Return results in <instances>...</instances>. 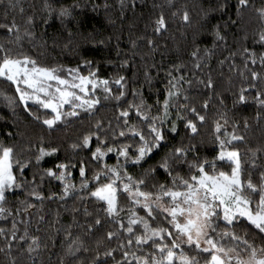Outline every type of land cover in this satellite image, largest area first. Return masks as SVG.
Wrapping results in <instances>:
<instances>
[{
	"label": "snow or ice",
	"instance_id": "obj_1",
	"mask_svg": "<svg viewBox=\"0 0 264 264\" xmlns=\"http://www.w3.org/2000/svg\"><path fill=\"white\" fill-rule=\"evenodd\" d=\"M119 2L122 14L129 4L133 8L136 6V0ZM249 3L250 0H237V13L243 12ZM9 7L15 5L10 2ZM44 7L49 18H59L61 23L72 16L70 8L61 7L56 11L47 2ZM105 7L108 5L105 4ZM227 7V0L219 5L221 11H226ZM20 11L23 12V9ZM255 11L262 24L256 43L264 48V7ZM182 19L185 23L190 22L187 10L183 11ZM44 22L47 23V19ZM27 23L31 25L33 17H28ZM228 23L237 25L238 21L229 18ZM0 27L14 36L13 43L19 44L24 37H33L27 28L21 34L20 25L14 19ZM152 29L158 35L168 30V20L162 12L152 22ZM213 34L217 41L226 39L219 25ZM147 44L155 51L154 40L148 39ZM131 45L135 48L136 41H131ZM206 53L211 55L210 50ZM243 53L244 69L251 80H264V72L249 68V63L255 66L259 62L264 69V52L257 53L254 48L245 47ZM191 55L196 58L193 67L200 69L199 50ZM234 55L230 53V56ZM83 64L89 69L86 75L81 72L80 66H45L31 55L13 53L6 45L0 44V78L10 82L17 93L16 97L8 98L13 115L15 105L19 104L32 119L48 130H54L80 118L82 113L94 115L102 99L114 101L118 109L116 128L112 127L111 121L108 122L107 133H110L111 141L103 121H97L95 131H89L71 145L73 150L87 149L91 162L101 165L92 172L91 178L88 176V163L84 160L76 164L70 161L57 163L54 168L44 169L40 176L41 182L48 177L62 184L58 197L52 193L49 199L66 200L75 196L83 200L86 197L77 195V192L86 191L87 198L94 201L93 206L97 209L93 223L87 225L88 232H93L95 227L105 222L112 226L103 238L107 242L104 251L97 250L91 264H109L110 261L111 264H264V169L259 171L258 183L252 179L260 150L251 153L252 159L246 167L239 148L235 146L245 141V137L236 132L238 125L232 133L225 130L222 137L223 126L219 122L215 125L217 147L213 151L216 155L211 159L202 157L200 149L190 141L188 144L183 140L173 143L179 134V123L182 122L186 132L195 137L199 133L198 123L205 121V116L191 102L189 89L184 87L187 84L191 88L193 83L185 75V65H173L166 71L162 93L160 89L153 92L155 77L145 69L144 85L155 97V102L149 103L144 95V85L129 89L125 75L101 78L98 69L92 68L91 61L85 60ZM120 66L128 67L129 61L123 60ZM151 68H156V65H151ZM240 75L243 77L244 71H240ZM198 82L205 88L214 87L210 76L207 81ZM113 85L116 86L115 91ZM254 88V83H250L247 89L241 88L238 101L246 103L248 98L245 93ZM98 91L103 93L102 97ZM129 96L132 99H128ZM255 101L264 108V91L256 92ZM33 106L45 110L43 119L32 110ZM202 107L207 109L208 102L205 101ZM257 116L259 118V113ZM244 127H249L247 121ZM7 135L11 137L13 134L8 132ZM93 138L96 141L94 150ZM121 139L125 142L120 143ZM57 152L56 147H40L36 163ZM113 153L116 163L110 165L106 158ZM157 155L159 159L142 174L135 175L129 171L130 166L143 168ZM30 165V160L22 162L18 158L14 145L0 141V218L13 215L4 207L9 193L35 182V175L31 182L23 178L25 169ZM70 168H78L81 178L79 189L70 179ZM161 173L166 178L164 183L157 180ZM37 188L38 185L28 194L43 201L45 197ZM121 197L126 203L121 202ZM83 211L85 215H91L88 208ZM100 212L104 214L103 218ZM19 231L15 219L10 229L0 227V237L3 238L0 252L12 256L15 246L17 254L26 253L36 264L41 248L39 237L30 236L27 226L23 234H18ZM67 236L71 237L72 233L67 232ZM113 241L115 247L110 246ZM82 248L83 241L77 237L67 245L66 255L75 257ZM83 250L88 251L87 248ZM10 264L20 262L13 256ZM60 264H65L63 258Z\"/></svg>",
	"mask_w": 264,
	"mask_h": 264
},
{
	"label": "trees",
	"instance_id": "obj_2",
	"mask_svg": "<svg viewBox=\"0 0 264 264\" xmlns=\"http://www.w3.org/2000/svg\"><path fill=\"white\" fill-rule=\"evenodd\" d=\"M10 2L15 7H9ZM46 2L56 11L61 7L72 9V16L66 18L64 23H61L59 18H49L44 7ZM224 2L225 0H136V6L133 8L129 4L123 9L122 14L119 0H2L0 25L10 23L14 19L20 25L21 34L27 28L33 33V37H24L19 44L13 43L14 36L0 27V44L6 45L13 53L31 55L45 66H80L81 72L85 75L89 69L84 66L83 61H91L92 68L98 69L101 78L112 79L118 75H125L128 78L129 89L144 85L143 73L147 68L155 77L153 92L160 89L161 93L166 81V71L173 65H185V75L193 83L191 88L187 84L184 87L189 89L190 100L200 114L205 116V121L202 124L198 123L199 133L195 137L186 132L182 122L179 123V134L175 136L173 143L178 144L183 140L188 144L190 141L197 145L202 157L207 156L211 159L216 155L213 151L217 147L216 123L219 122L223 126L220 133L222 137L225 130L232 133L234 127L238 125L236 132L243 135L245 141L236 143L235 146L239 148L246 167L247 162L252 159L251 153L260 150L256 158L257 168L252 170V179L258 183L259 171L264 169V108L255 101V95L257 91H264V80H251L248 71L244 69L243 49L248 47L254 48L257 53L264 52V48L256 43L262 24L255 11L264 7V0H250L249 6L239 14L236 10L237 0H227V10L221 11L219 5ZM105 4L108 7H105ZM21 8L23 12L20 11ZM185 10L190 16L188 23L182 19ZM161 12L168 20V30L158 35L153 32L152 22ZM174 12L175 16L172 15ZM30 16L33 17L31 25L27 23ZM229 18L237 20L238 24H226ZM45 19L47 23L44 22ZM217 25L220 26L225 41L215 40L213 33ZM148 39L154 40L155 51L148 46ZM131 41H136L135 48L132 47ZM197 49L202 65L200 69L193 67L196 58L191 55ZM206 50H210L211 55H208ZM230 53L235 55L230 56ZM125 59L129 61V66L121 67V62ZM153 64L156 65L154 69L151 68ZM249 68L264 72L259 62L255 66L249 63ZM240 71H244L243 77ZM209 76L214 83L213 88H205L198 82L207 81ZM250 83H254L255 88L245 93L247 102L240 103L238 101L240 90L249 88ZM113 90H116L115 85ZM143 91L148 102L154 103L155 97L149 92L147 85H144ZM98 94L103 96L102 92L98 91ZM16 96L15 87L0 78V141L14 145L22 162L31 161V165L24 171L23 178L31 182L35 175L36 179L34 183L9 193L4 207L13 215L6 219L0 218V227L10 229L12 220L15 219L20 230L18 234H23L27 226L30 236L39 237L41 248L39 256L36 257V264H60L61 258L65 264H91L96 251L99 250L101 253L104 251L107 242L103 238L112 226L105 222L102 226L95 227L93 232H88L87 225L93 223L97 209L92 206L89 209L91 215L83 213L87 201L86 191L77 192V195L86 197L83 200L75 196L66 200L49 199L52 193H56L58 197L62 192V184L48 177L41 182L40 176L44 169L54 168L57 163L70 161L76 164L84 160L88 163V176L91 178L92 172L101 165L91 162L87 149L73 150L71 145L89 131H95L97 121H103L106 133L109 121L112 122V127L116 128L115 117L118 109L115 102L102 99L94 115L82 113L80 118L73 119L70 124L48 130L46 126L28 116L19 104L15 105L13 115V107L9 105L8 98ZM160 98L163 99V95ZM128 99L132 97L129 96ZM205 101L208 102L207 109L202 107ZM32 110L44 118L45 110L35 106ZM133 120L135 121V117ZM245 121L248 122V128L244 127ZM8 132L13 135L9 137ZM107 134L111 141L110 133ZM119 142L125 141L121 139ZM95 144L93 138V150ZM42 146L56 147L58 152L44 157L37 164L35 157ZM158 159L159 155L145 163L143 168L130 166L129 171L140 175ZM106 162L110 165L115 164V154H110ZM69 171L72 172L70 179L79 189L81 178L78 168H70ZM165 179L162 173L157 176L161 183H164ZM37 185V190L45 197L43 201L28 194ZM121 202L126 203L124 197H121ZM33 203L36 204L34 209L28 207ZM99 215L103 218L104 214L100 212ZM69 231L72 233L71 237L67 236ZM77 237L83 241V248H87L88 251L82 248L75 257L66 255L67 245ZM110 246L115 247V241ZM0 247H3L2 237ZM13 256L20 264H33L26 253L17 254L15 246L12 256L0 252V264H10Z\"/></svg>",
	"mask_w": 264,
	"mask_h": 264
},
{
	"label": "rangeland",
	"instance_id": "obj_3",
	"mask_svg": "<svg viewBox=\"0 0 264 264\" xmlns=\"http://www.w3.org/2000/svg\"><path fill=\"white\" fill-rule=\"evenodd\" d=\"M32 205H33V207H31V208L34 209L35 206H36V204L33 203ZM92 206H93V200H91L90 198H87V201H86V204H85V207L84 208L90 209ZM83 213H84V211H83Z\"/></svg>",
	"mask_w": 264,
	"mask_h": 264
}]
</instances>
